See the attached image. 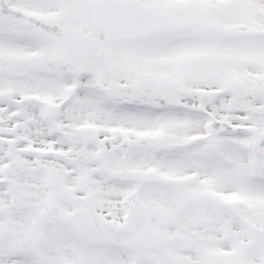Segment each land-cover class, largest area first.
Masks as SVG:
<instances>
[{
	"label": "snow or ice",
	"instance_id": "obj_1",
	"mask_svg": "<svg viewBox=\"0 0 264 264\" xmlns=\"http://www.w3.org/2000/svg\"><path fill=\"white\" fill-rule=\"evenodd\" d=\"M0 264H264V0H0Z\"/></svg>",
	"mask_w": 264,
	"mask_h": 264
}]
</instances>
